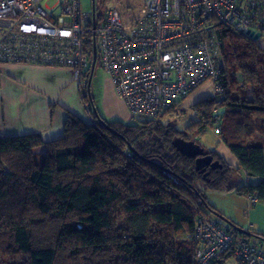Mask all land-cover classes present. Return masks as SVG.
I'll return each mask as SVG.
<instances>
[{"label":"trees","instance_id":"1","mask_svg":"<svg viewBox=\"0 0 264 264\" xmlns=\"http://www.w3.org/2000/svg\"><path fill=\"white\" fill-rule=\"evenodd\" d=\"M97 18L103 23L102 14ZM83 37L92 59L95 37ZM219 39L225 63L219 90L191 106L196 119L182 130L164 122L178 102L155 118L107 120L91 110L85 83L90 122L68 113L62 136L49 141L37 133L0 136V264H199L190 237L202 218L215 219L235 240L255 237L254 245L264 246V233H238L204 196L233 192L264 204V49L244 33L222 30ZM215 124L236 166L215 150L207 154L221 169L198 165V157L173 147L177 138L197 144ZM234 172L258 183L241 184Z\"/></svg>","mask_w":264,"mask_h":264},{"label":"built area","instance_id":"2","mask_svg":"<svg viewBox=\"0 0 264 264\" xmlns=\"http://www.w3.org/2000/svg\"><path fill=\"white\" fill-rule=\"evenodd\" d=\"M102 22L83 12L80 0H0V63L67 67L82 87L91 66L83 50L89 32L130 116L155 118L206 81L219 90L225 64L219 34L261 32L264 0H142L128 28L115 6ZM190 238L199 264L229 249L236 264H264L263 248L234 240L216 220H197Z\"/></svg>","mask_w":264,"mask_h":264},{"label":"crops","instance_id":"3","mask_svg":"<svg viewBox=\"0 0 264 264\" xmlns=\"http://www.w3.org/2000/svg\"><path fill=\"white\" fill-rule=\"evenodd\" d=\"M72 78L74 73L67 67H49L32 63H0V136L37 133L45 141H49L62 136L68 113L87 123L90 122V114L85 107L84 111L82 110L76 95L75 78L74 80ZM65 82L69 83L74 95L72 103L66 100L68 92L63 90ZM110 84L108 83L109 92ZM53 87L57 90L55 95L54 90H50ZM78 89L81 93L80 84ZM57 98L58 101H56ZM104 115L112 118L117 116L118 112L104 111ZM123 116L124 119L131 118L126 111L123 112ZM257 183V178L249 179V184ZM246 200L249 201V199ZM251 204L252 202L246 209L247 219L244 220H241L238 209L233 212L232 206L231 210L223 209L219 212L225 218L234 221L241 229L242 225H247L253 232L264 233V205L257 202ZM250 242L256 244L254 238L250 239Z\"/></svg>","mask_w":264,"mask_h":264},{"label":"rangeland","instance_id":"4","mask_svg":"<svg viewBox=\"0 0 264 264\" xmlns=\"http://www.w3.org/2000/svg\"><path fill=\"white\" fill-rule=\"evenodd\" d=\"M141 4H142V0H95L94 2L97 17L99 14H102V16H105L107 11H109L110 8L115 6L121 17V21H122L124 28H128V25H130L131 22L134 20V18L138 16ZM91 5H92L91 0H80L81 10L85 13L91 12V9H92ZM231 34H235V33L231 32ZM258 45L264 49V32L262 36L258 38ZM72 79L74 80V78ZM74 83L77 87L76 88L77 98L79 99L81 108L84 111L85 105L83 104L80 89H78L79 84L76 80ZM108 83L109 84L111 83L110 79L103 72L99 64L96 63L94 67L93 75L91 77L90 88H89L90 97L91 96L93 97L92 100H93L94 108L97 111L99 110L100 112H102L103 116L107 120L121 121L126 124L134 123L135 119L134 120L130 118L124 119L123 112L126 111L127 115L130 116L129 111L125 103L118 98L115 92V89L113 87V84H110L111 91L109 92ZM50 90L53 91L54 87L53 89H50ZM63 90L64 91L67 90L68 93L66 94V100L72 103L74 101V95L72 94L69 83L65 82V85L63 86ZM83 91L87 92V88H85ZM53 92H54V95L57 94V90H54ZM208 96H214V87L211 81H206L202 83L193 92H191L188 96H186L184 99L178 100L175 114L166 116L164 118V122L166 121L174 122V125L179 130H182L191 121L196 119L195 113L191 109V106L207 98ZM56 101H58V98L56 99ZM88 104L90 105V102H88ZM90 108L92 110L91 105H90ZM111 110L118 112L117 116L112 117L114 119L106 117L104 115V111L107 113V112H111ZM216 126L217 125L215 124V128L207 129L202 136H199L198 138H196V143L200 147L205 149L206 151L215 150L227 163L236 166L237 162L235 158L232 156L230 151L220 141V138L217 136ZM36 151L42 152L43 149L35 150V152ZM232 176H233V180L238 181L241 184L248 183L250 179L245 175L244 172H234ZM197 186L200 189L203 188V185L200 183H198ZM204 196L206 197V200L209 202V204H211L218 211L223 210V209L231 210V206H232L233 212L236 209H238V213H239L241 220L247 219L246 209L250 205V201L246 199L244 200L243 197L238 196L235 193H230V194L219 193V192L212 191V190H205ZM242 226H243L242 229H244L245 231L249 230L247 225H242ZM249 232H251V230H249ZM233 239L235 240L234 236H233ZM262 247L264 248L263 245ZM229 252H232V250L229 249L225 253H229ZM234 263H235V259L233 256H231L225 262L220 263V264H234ZM236 263H237V259H236Z\"/></svg>","mask_w":264,"mask_h":264},{"label":"water","instance_id":"5","mask_svg":"<svg viewBox=\"0 0 264 264\" xmlns=\"http://www.w3.org/2000/svg\"><path fill=\"white\" fill-rule=\"evenodd\" d=\"M94 2L95 0H91V12L92 14H94ZM250 38H253V40H257L260 36L261 33L260 32H254L253 30L248 32L247 34ZM93 54H92V59H91V66H90V75L88 76V80H87V84H86V88H87V92H88V96H89V100L92 106V110L94 111V104L93 101L90 97L89 94V88H90V82H91V77L93 75V70L96 64V57H97V51H96V46H95V41L93 40V48H92ZM173 147L182 155H185L187 157H198L197 159V164L200 165H205V166H210L212 169H221L222 166L217 162L214 161L212 162V158L207 154V151H205L202 147H200L198 144H195L192 141H185L183 139L177 138L174 139L173 142ZM215 217L219 220H221L222 222L227 223V220L220 216V215H215ZM238 233H241L243 235L249 236V237H253L249 232L237 227L236 228ZM255 238V237H254ZM221 263V260L218 261V264Z\"/></svg>","mask_w":264,"mask_h":264},{"label":"clouds","instance_id":"6","mask_svg":"<svg viewBox=\"0 0 264 264\" xmlns=\"http://www.w3.org/2000/svg\"><path fill=\"white\" fill-rule=\"evenodd\" d=\"M215 220V219H214ZM219 220V219H218Z\"/></svg>","mask_w":264,"mask_h":264}]
</instances>
